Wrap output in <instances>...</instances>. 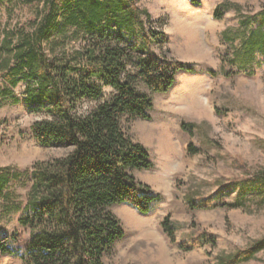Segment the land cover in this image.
<instances>
[{"label": "rangeland", "instance_id": "rangeland-1", "mask_svg": "<svg viewBox=\"0 0 264 264\" xmlns=\"http://www.w3.org/2000/svg\"><path fill=\"white\" fill-rule=\"evenodd\" d=\"M136 6L134 14L129 5L123 6L120 22L103 24V29L124 36L133 56L128 71L136 77L134 86L153 103L149 120L126 116L122 125L153 161L151 169L133 170V176L163 200L147 214L127 203L112 207L125 236L104 263L216 264L219 255L264 238V206L248 205L255 194L247 191L245 206H233L250 173L264 171V50L250 48L258 32H264V0H136ZM42 7L44 0H0L2 173L26 174L35 163L73 149L68 143L44 145L33 136L32 124L51 118L27 102L28 90L36 89L40 80L19 76L13 84L6 68L1 69L6 58L11 66L17 63L6 52L5 40L14 48L21 35L31 33ZM217 7L220 18L214 14ZM124 19L128 22L120 26ZM89 40L83 29L68 27L52 37L46 51L50 58L73 57ZM246 55L251 58L247 62ZM148 57L185 62L194 71L179 72L168 92H154L139 76V62ZM92 80L102 85L103 97L114 92L100 78ZM94 103L84 99L81 106ZM182 123L188 124L186 129ZM189 145L195 153L188 151ZM30 183L26 176L12 180L6 189L9 198L0 196V242L15 235L18 249L17 255L0 253V264L23 263L30 235L19 221ZM201 203L206 206H197ZM166 218L174 239L163 230ZM241 264H264V249Z\"/></svg>", "mask_w": 264, "mask_h": 264}, {"label": "trees", "instance_id": "trees-1", "mask_svg": "<svg viewBox=\"0 0 264 264\" xmlns=\"http://www.w3.org/2000/svg\"><path fill=\"white\" fill-rule=\"evenodd\" d=\"M126 5L133 14L137 12L136 0H44L31 33L21 35L14 48L5 40L6 52L17 63L11 66L6 58L1 69L6 68L13 84L19 76L37 77L40 82L28 90L27 102L31 109L45 110L51 116L32 124L33 136L44 145L68 143L73 147L66 156L35 163L26 174L0 171L3 198H9L6 189L12 180L22 181L26 176L31 181L19 221L30 235L22 264H105L104 258L125 236L112 207L127 203L147 214L163 200L133 176V170L151 169L153 161L147 148L133 141L122 125L126 116L149 120L153 103L134 86L136 77L128 71L133 56L124 45V36L103 29V24L120 22L119 11ZM214 14L220 18L221 7ZM124 22L127 19L120 26ZM68 27L83 29L89 42L73 57L50 58L46 48L52 37L64 34ZM258 33L250 48L264 50V32ZM250 59L246 55L244 61ZM139 67V76L154 92H168L179 72L194 71L185 62L167 58L148 57L140 60ZM94 76L114 92L103 97V87L92 80ZM84 99L95 103L83 109ZM187 126L182 123L183 128ZM188 151L195 153L196 149L189 145ZM249 176L233 206L244 207L246 192L251 191L255 195L248 205L263 207L264 171ZM162 227L174 239L168 218ZM16 239L6 236L0 242V253L17 255ZM263 249L264 238L247 249L219 255L216 264H241Z\"/></svg>", "mask_w": 264, "mask_h": 264}]
</instances>
